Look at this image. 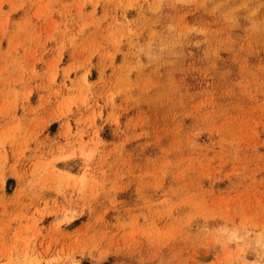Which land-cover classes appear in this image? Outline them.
I'll return each mask as SVG.
<instances>
[{
	"label": "rangeland",
	"instance_id": "rangeland-1",
	"mask_svg": "<svg viewBox=\"0 0 264 264\" xmlns=\"http://www.w3.org/2000/svg\"><path fill=\"white\" fill-rule=\"evenodd\" d=\"M0 264H264V0H0Z\"/></svg>",
	"mask_w": 264,
	"mask_h": 264
}]
</instances>
